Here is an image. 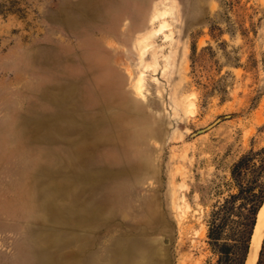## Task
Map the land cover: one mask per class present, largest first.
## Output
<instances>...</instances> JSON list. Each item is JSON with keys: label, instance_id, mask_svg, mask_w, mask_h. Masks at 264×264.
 Returning a JSON list of instances; mask_svg holds the SVG:
<instances>
[{"label": "rangeland", "instance_id": "374dc122", "mask_svg": "<svg viewBox=\"0 0 264 264\" xmlns=\"http://www.w3.org/2000/svg\"><path fill=\"white\" fill-rule=\"evenodd\" d=\"M263 147L264 0H0V264H217Z\"/></svg>", "mask_w": 264, "mask_h": 264}, {"label": "trees", "instance_id": "16d2710c", "mask_svg": "<svg viewBox=\"0 0 264 264\" xmlns=\"http://www.w3.org/2000/svg\"><path fill=\"white\" fill-rule=\"evenodd\" d=\"M264 147L242 155L233 165L236 192L210 215L208 238L218 254L217 264H245L258 213L264 203ZM256 264H264V238Z\"/></svg>", "mask_w": 264, "mask_h": 264}, {"label": "bare ground", "instance_id": "6f19581e", "mask_svg": "<svg viewBox=\"0 0 264 264\" xmlns=\"http://www.w3.org/2000/svg\"><path fill=\"white\" fill-rule=\"evenodd\" d=\"M263 238H264V203L257 216V223L255 225L254 233L251 239L249 253L245 264H256L259 257V252L261 249Z\"/></svg>", "mask_w": 264, "mask_h": 264}, {"label": "water", "instance_id": "95a60500", "mask_svg": "<svg viewBox=\"0 0 264 264\" xmlns=\"http://www.w3.org/2000/svg\"><path fill=\"white\" fill-rule=\"evenodd\" d=\"M229 117V116H226ZM221 121V118H218L216 121H214L212 124H210L209 126L198 130L197 132L193 133V136L197 135L198 133H203L205 131H207L208 129L212 128L214 125H216L217 123H219Z\"/></svg>", "mask_w": 264, "mask_h": 264}]
</instances>
